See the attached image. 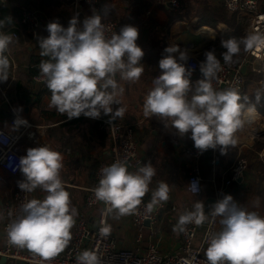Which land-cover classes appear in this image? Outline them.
Segmentation results:
<instances>
[{
	"label": "clouds",
	"instance_id": "obj_1",
	"mask_svg": "<svg viewBox=\"0 0 264 264\" xmlns=\"http://www.w3.org/2000/svg\"><path fill=\"white\" fill-rule=\"evenodd\" d=\"M70 19L67 27L53 21L46 25L48 35L38 38L41 60V79L51 92L49 107L69 120L85 117L97 119L101 113L110 120L122 118L125 112L119 105L123 88L120 80L138 81L144 72L141 63L145 53L138 45L139 30L133 25H124L118 33L106 36L99 14L87 16L82 21ZM3 22L0 21V26ZM13 37L0 32V82L8 80L10 61L5 55ZM261 41L256 35L243 39L245 50ZM240 40L231 38L221 41L227 51L223 53L226 64L232 62L240 52ZM158 61L160 73L153 80L143 105L145 117L156 116L170 123L178 135L190 133L194 147L201 153L217 149L226 154L237 140L234 133L241 126V97L234 88L215 90L211 81L221 70L213 50L204 53L200 63L202 79L193 86V69L186 66L189 59L179 45L168 46ZM178 53L177 55H174ZM191 93V95H189ZM259 95L257 101H259ZM22 111V109H20ZM27 120L17 117L14 125H27ZM165 124V127H168ZM63 157L48 146L30 147L26 155L19 158L12 168L19 170L23 179L18 181L21 191L32 192L40 188L47 195L43 200L32 199L21 205L22 215L7 229L9 242L26 247L43 258L61 253L71 239L70 229L77 214L70 209L69 193L60 179ZM155 175L150 163L137 173H130L124 162L117 161L101 169L99 185L94 189L95 198L109 205V211L118 210V215L131 213L148 192V185ZM191 191L198 192V182L190 184ZM169 187L161 182L152 194L147 210L160 201L168 199ZM211 215L221 217V230L210 238L205 252L206 264H264V217L237 206L229 194L211 205ZM208 220L204 204L196 202L193 210L180 215L176 228L194 223L199 226ZM109 232L108 227L101 229ZM77 264H99L94 252L84 251L77 258Z\"/></svg>",
	"mask_w": 264,
	"mask_h": 264
},
{
	"label": "crops",
	"instance_id": "obj_2",
	"mask_svg": "<svg viewBox=\"0 0 264 264\" xmlns=\"http://www.w3.org/2000/svg\"><path fill=\"white\" fill-rule=\"evenodd\" d=\"M224 1L178 0L179 8L172 9L158 3L159 0H99L101 18L115 20L120 27L130 24L138 28L137 43L145 53L141 61L144 72L138 81H123L117 75L116 79L123 88V92L118 96L120 104L113 105V109L115 110L116 107L125 109L123 117H118L115 121L135 129L139 151L145 160L144 166L150 163L155 169V175L148 185V192L141 201H151L153 192L158 189L161 182L169 187L168 199L156 204L158 223L153 226L155 233L153 241L165 255L175 253L180 248V230L176 228V225L180 215L184 213L186 204L194 206L196 202H202L205 214L208 218L211 216V205L214 204L216 196L215 184L220 183L221 177L228 172L240 148L249 160V168L245 180L235 184L231 192L240 208L256 212L264 217V114L250 106L253 92L264 90V73L263 77L258 75L254 86L252 84L246 88L244 96L240 95L239 103L244 106L241 116L250 114L253 121L237 138V146L228 150L226 154H221L214 149L205 151L201 159L203 182L200 196H193L187 191L189 160L185 149L194 146L190 138L191 134L180 137L168 121L156 116L145 117L143 112L145 97L153 87L154 78L160 73L158 61L165 54L164 49L179 45L181 51H185L187 55L193 54L191 49L184 48L178 41L185 27H189L197 34L200 33L198 31L201 28H208V32H205L208 39L210 41L219 39L216 47L211 49L213 52L221 40L219 32L224 34L234 32L229 27H234L237 32L242 30L243 39L250 36L248 16L229 13L224 6ZM261 3L260 7H262ZM24 10L34 11L38 15L39 35L36 39H32L26 32L21 31L5 53L10 66L8 80L0 82V129H10L11 120L19 115L32 125L37 138L36 142H38L36 144L30 135L24 137L17 147V152L21 156L26 155L28 148L39 146H48L62 155L63 167L59 175L65 190L69 193L70 209L73 207L76 209L77 214L74 216L76 219L84 213L85 189L92 185L96 169L102 162L109 161L110 140L99 129L97 122L81 117L68 121L66 114H61L55 108L49 107L51 92L46 84L34 83L32 77L36 74L35 66L41 60L48 59L40 55L41 49L38 45V38L48 35L46 25L56 21L67 27L70 19L76 16L81 22L77 27L81 28L84 18L94 13L86 5L74 8L59 0H6L4 4L0 2V21L3 22L0 32L9 35L14 32L15 28L19 27L21 13ZM221 10H225L230 16H235L237 22L230 26L231 24L222 20ZM201 48L202 46L198 49ZM241 52L242 49L234 57L238 58ZM247 52L248 50H245V56ZM174 55L178 56V53ZM203 56L204 54L197 55V60L202 62ZM186 66L189 67L187 63ZM247 66L248 76L252 68L250 65ZM256 66L262 69L264 62H257ZM202 78L200 71H193L191 76L193 86L198 79ZM101 117L109 118L103 112ZM165 124L169 126L165 127ZM138 171L139 169L133 173ZM15 185L16 179H8L0 187V211L5 201L13 197ZM46 195L47 193L39 187L32 191V199L43 200ZM242 197L246 199L247 203L244 202V205L247 206L243 205ZM161 206H164V209H161ZM172 207L176 210L173 211ZM100 208L91 213L90 217L98 214ZM1 223L0 214V226ZM205 223L199 228L195 245H198L202 237ZM108 225L121 246L135 249L137 233L131 225L130 213L121 216L116 210L109 216ZM221 227L220 224L219 231ZM148 238L141 242L142 250L148 246ZM1 246L0 238V248Z\"/></svg>",
	"mask_w": 264,
	"mask_h": 264
},
{
	"label": "built area",
	"instance_id": "obj_3",
	"mask_svg": "<svg viewBox=\"0 0 264 264\" xmlns=\"http://www.w3.org/2000/svg\"><path fill=\"white\" fill-rule=\"evenodd\" d=\"M61 3L72 6L74 8L86 5L94 14H99V0H59ZM2 4L6 0H0ZM262 2V7H260ZM160 4L172 9L179 8L178 0H159ZM224 6L229 13L248 16L249 25L248 31L250 35H256L264 41V0H225ZM101 23L104 25L106 36L110 37L113 33H118L120 24L115 20L101 18ZM10 35L13 39L17 38L21 31L26 32L32 39H36L39 35L40 20L38 15L31 10H24L21 14L19 27ZM187 60L188 66L193 71H200V63L196 55L189 54ZM264 62V42H257L251 49H248L247 55L239 66H232L219 60L221 70L217 72L216 78L211 81L212 87L215 90H224L227 88H234L238 94L244 92L246 84V76L241 73L243 65H250L252 70L257 73H264V66L262 69L256 66L257 62ZM38 63L35 67L38 74L33 76L34 83L45 84L40 77ZM67 116V115H66ZM10 122V129H0V187H2L8 179H16L15 192L12 198L5 201L0 211L1 226L0 238L2 246L0 248V257H6L9 262L24 261L27 264H77L78 256L84 252H94L99 260V264H206L205 252L209 246L210 238L219 232L220 218H208L205 223V229L202 237L195 245L199 228L202 225H195L190 223L184 226V231H180V248L175 253L165 255L163 254L156 243L153 241L154 230L153 226L158 223L157 209L158 206L154 205L151 211L147 210V205L151 201H141V203L133 210L131 214V225L137 231L135 249L125 248L120 245L119 240L113 235L111 228L108 225V218L114 214L116 209L109 211V205L103 201L95 198L94 189L98 187L101 178V169L110 166L111 164L122 161L125 163L128 172L133 173L144 166L145 160L140 154L139 145L135 129L130 125H125L110 120L109 118L101 117L97 119L85 117L83 114L80 116L88 121L97 122L98 127L103 131L110 140V158L109 161L102 162L96 169L94 181L92 185L85 189V203L84 213L78 216L75 220L73 227L70 229L71 239L69 240L65 249L51 258H43L39 254L32 252L26 247L13 245L9 242L7 229L8 226L22 215L21 205L32 200V192L21 191L18 187V181L23 179L22 173L17 170L12 171L16 166L21 155L17 152V147L20 141L30 135L34 142H36V134L32 129V125H14V120ZM242 124L234 133V138L242 135L248 128L252 118L249 115H242ZM73 118L68 121H72ZM257 134V133H256ZM230 146L228 150L236 147ZM219 151V147L214 149ZM227 150V151H228ZM185 153L189 160L188 168L189 175L187 179V191L193 196H200L202 194V169L201 159L204 152H200L194 146H189L185 149ZM249 168V160L246 158L240 148L235 158L234 163L228 172L221 177L220 183L215 184V202L222 199L224 195L229 194L233 197L234 202L240 207L238 201L235 199L231 188L245 180V175ZM198 182L199 191L193 192L190 188V183ZM100 208L98 214L90 217L91 213ZM191 204L184 206L185 211L193 210ZM164 209V206H161ZM175 211L176 208L172 207ZM149 222V226L145 223ZM104 227L109 228L107 234L102 233L101 229ZM149 230L150 235L148 238V246L145 250L141 248L143 241V231Z\"/></svg>",
	"mask_w": 264,
	"mask_h": 264
},
{
	"label": "trees",
	"instance_id": "obj_4",
	"mask_svg": "<svg viewBox=\"0 0 264 264\" xmlns=\"http://www.w3.org/2000/svg\"><path fill=\"white\" fill-rule=\"evenodd\" d=\"M4 11L6 12V9H4ZM220 14H221L222 20H224L228 24H231L230 26H232L233 24H235L237 22L236 21V17L233 16V15L230 16L228 13L225 12V10H221L220 11ZM229 28L233 29L234 32H232L231 34H224V33H220L219 32V36H220L221 40H220L219 45L217 46V48L214 50V54H215V56H216V58L218 60L224 62V60H223V53H225L227 50L221 46V41L228 40V39H231V38H235L237 40H240L241 41V43H240V49H242V52H241V54H240V56L238 58H235L233 56L232 62L229 63V65H232V66H236L237 67V66H239L241 64V61H242L243 57H245V54H246L245 53V50H244L245 45L243 43V37H242L244 35L242 33L243 32L242 30H240L239 32H237L236 29H234V27H229ZM202 59L204 60L205 57L203 56ZM36 74H38L37 69H36ZM258 75H261V77H263V73H258L257 74V72H254L252 70H251V72H249L248 76H246V84H245L244 91H246V88L249 87V86H251L252 84L254 86V83L258 80ZM261 82L263 83V81H261ZM244 93L245 92L242 93L243 96H244ZM258 95L260 97L259 98V101H257V96ZM250 104H251L250 105L251 108H255V109L261 111V113L264 114V90H260V91H257L256 90V91H254L253 92V99H252V102Z\"/></svg>",
	"mask_w": 264,
	"mask_h": 264
},
{
	"label": "water",
	"instance_id": "obj_5",
	"mask_svg": "<svg viewBox=\"0 0 264 264\" xmlns=\"http://www.w3.org/2000/svg\"><path fill=\"white\" fill-rule=\"evenodd\" d=\"M178 41L181 46H183L184 48L191 49L193 51V54L197 56V55H203L206 51L211 50L214 47H216V44L218 43L219 39L216 38L215 41H210L205 32H201L197 34L193 32L189 27H185V29L181 31ZM200 46H202V48L198 49ZM247 70H248L247 65H243L241 67V73L244 76H247ZM145 224L149 226L148 221ZM8 263L9 261L6 257H0V264H8ZM14 263L15 264H27L24 261H15Z\"/></svg>",
	"mask_w": 264,
	"mask_h": 264
},
{
	"label": "rangeland",
	"instance_id": "obj_6",
	"mask_svg": "<svg viewBox=\"0 0 264 264\" xmlns=\"http://www.w3.org/2000/svg\"><path fill=\"white\" fill-rule=\"evenodd\" d=\"M241 201H242L243 205H244V202L247 203L246 199L243 198V197L241 198ZM244 206H247V205H244ZM136 233H137V231H136ZM149 235H150V231H149V230H144V231H143L144 241L147 240V237H149ZM8 264H12V263L9 262ZM13 264H15V263H13Z\"/></svg>",
	"mask_w": 264,
	"mask_h": 264
},
{
	"label": "bare ground",
	"instance_id": "obj_7",
	"mask_svg": "<svg viewBox=\"0 0 264 264\" xmlns=\"http://www.w3.org/2000/svg\"><path fill=\"white\" fill-rule=\"evenodd\" d=\"M198 32H200V33H201V32H208V28H206V27H205V28H201V30L198 31ZM249 115H250V114H249ZM254 115H255V114H254ZM252 119H253V117H252Z\"/></svg>",
	"mask_w": 264,
	"mask_h": 264
}]
</instances>
